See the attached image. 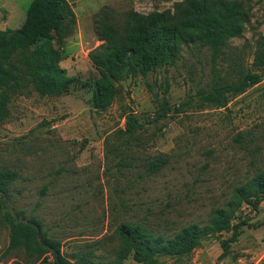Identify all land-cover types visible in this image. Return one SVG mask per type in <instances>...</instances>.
<instances>
[{"label":"rangeland","instance_id":"1","mask_svg":"<svg viewBox=\"0 0 264 264\" xmlns=\"http://www.w3.org/2000/svg\"><path fill=\"white\" fill-rule=\"evenodd\" d=\"M182 1L67 0L55 43L73 81L60 95L30 86L13 94L0 121V171L16 173L0 194V264H34L21 250L3 256L11 220L30 218L84 264H139L121 258L116 229L125 221L164 239L197 225V246L185 255L157 253L158 264H264V194L241 202L233 191L264 172V76L224 107L195 101L213 75H233L226 69L234 60L248 68L264 48V0H236L248 19L223 58L211 61L198 42L183 44L173 63L119 80L106 109L92 103L100 71L88 55L103 42L96 29L112 25L122 34L129 11L174 12ZM29 2L0 0V29L17 28ZM128 113L143 127L125 141L118 131ZM159 158L165 163L150 171ZM216 209L229 217L223 230L212 226ZM234 231L223 252L221 241Z\"/></svg>","mask_w":264,"mask_h":264},{"label":"trees","instance_id":"2","mask_svg":"<svg viewBox=\"0 0 264 264\" xmlns=\"http://www.w3.org/2000/svg\"><path fill=\"white\" fill-rule=\"evenodd\" d=\"M68 8L67 0H30L17 28L0 29V121L8 114L13 94L30 86L40 96L60 95L73 81L60 66L63 54L55 43ZM247 19V11L236 0H183L174 12L168 9L148 13L129 11L122 34L112 25L97 28L96 34L103 42L88 55L100 71L93 84V105L106 109L116 95L119 80L135 73L145 76L159 66L173 63L183 44L198 42L209 48L211 61L223 58L228 40L243 31ZM253 54L248 68L234 60L226 69L233 75H213L209 86L197 92L195 101L199 106L224 107L231 97L259 83L264 76V48H256ZM142 127L143 123L128 113L118 132L126 141ZM164 163L165 159L159 158L150 162L148 169L157 171ZM15 176L14 171H0V194H6L7 184ZM233 191L241 202L264 194V172L259 171ZM212 216L214 230L226 228L229 217L223 210L216 209ZM9 229V243L3 256L21 250L33 258L34 264L90 262L83 256L75 261L67 257L60 240L49 237L39 219L11 220ZM116 231L121 258L129 257L139 264H158L157 253L188 254L197 246L200 236L196 224L181 228L169 239L130 221L120 223ZM235 238L234 231L221 241L223 252Z\"/></svg>","mask_w":264,"mask_h":264}]
</instances>
